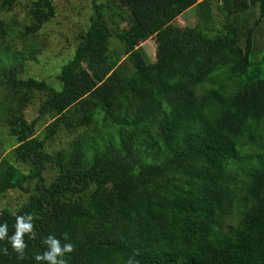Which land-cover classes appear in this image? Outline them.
<instances>
[{
	"label": "trees",
	"instance_id": "1",
	"mask_svg": "<svg viewBox=\"0 0 264 264\" xmlns=\"http://www.w3.org/2000/svg\"><path fill=\"white\" fill-rule=\"evenodd\" d=\"M89 1L37 77L22 74L54 3L30 0L20 24L0 0V196H26L0 224L10 237L32 214L37 233L24 259L0 240V264H45L48 235L76 246L68 264H264V0Z\"/></svg>",
	"mask_w": 264,
	"mask_h": 264
},
{
	"label": "rangeland",
	"instance_id": "2",
	"mask_svg": "<svg viewBox=\"0 0 264 264\" xmlns=\"http://www.w3.org/2000/svg\"><path fill=\"white\" fill-rule=\"evenodd\" d=\"M20 3L14 7L13 11L10 12L16 16L17 21L22 24L27 22L28 16L27 5L30 0H19ZM55 6L56 14L53 18L49 20L48 23L43 27V30L38 32L36 36L37 42L41 43L39 51L35 53V60H28L25 63L26 70L23 72V76L33 75L37 77L49 74L52 70H57V66L62 60L59 58L70 55L71 48L74 44V38L77 36V32L88 24V18L91 13L90 1L89 0H52ZM200 0H197V2ZM215 8L216 2L214 1ZM213 8L214 18H219L218 8ZM256 11V8L254 9ZM194 13H192L191 8L184 11L175 20L176 23L183 25L186 21H193ZM217 24V22H215ZM258 36V35H257ZM259 37V36H258ZM264 38V35H263ZM16 47L24 52L30 51L27 48V43L23 39L16 38L14 40ZM142 46L146 50L149 58L154 59V44L152 39H148L142 43ZM0 89V97L1 95ZM27 119L30 120L36 116L35 106L31 105L26 109ZM44 124L40 126L39 130L43 128ZM0 138L5 141L8 140L6 135H1ZM70 138L65 135H59L56 137L52 148L63 147L68 143ZM0 151L4 153L7 149H2ZM25 195H22L19 191L11 190L4 196H0V209L4 206L9 205L10 207H15L22 203L25 199Z\"/></svg>",
	"mask_w": 264,
	"mask_h": 264
},
{
	"label": "clouds",
	"instance_id": "3",
	"mask_svg": "<svg viewBox=\"0 0 264 264\" xmlns=\"http://www.w3.org/2000/svg\"><path fill=\"white\" fill-rule=\"evenodd\" d=\"M25 236L29 240L36 239L37 233L34 224V216L32 214L17 215L15 218V232L9 237L8 224L4 222L0 224V240H8L12 249L17 253L18 259L26 258L25 250L28 244L25 241ZM62 237L65 241L70 239L68 233H63ZM43 243L47 249L34 258L38 262H45V264H68L66 256L76 252V246L72 243H61V240L53 235H48ZM4 255H8L7 247L0 249ZM131 264V261L129 262Z\"/></svg>",
	"mask_w": 264,
	"mask_h": 264
}]
</instances>
